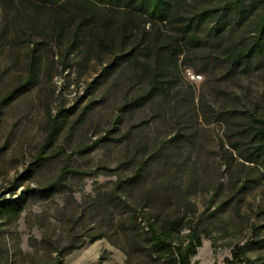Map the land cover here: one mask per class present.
Listing matches in <instances>:
<instances>
[{
	"label": "rangeland",
	"instance_id": "374dc122",
	"mask_svg": "<svg viewBox=\"0 0 264 264\" xmlns=\"http://www.w3.org/2000/svg\"><path fill=\"white\" fill-rule=\"evenodd\" d=\"M193 6L186 0L184 15ZM241 32L221 47H185L179 56L175 89L191 93L197 105L190 137L175 134L164 106L118 119L143 86L122 77L88 93L100 70L93 63L80 77L73 68L2 108L0 264H171L148 242L146 222L160 228L176 219L175 242L186 228L200 232L192 263L225 264L250 241L245 258L264 264V171L238 156L258 127L250 115L264 119V60L228 71L220 53L237 45ZM0 71L1 98L11 84ZM200 98L209 107L201 108ZM59 111L67 117L47 144ZM141 164L140 184L123 195L118 184H130ZM14 200L19 211L5 207Z\"/></svg>",
	"mask_w": 264,
	"mask_h": 264
},
{
	"label": "trees",
	"instance_id": "16d2710c",
	"mask_svg": "<svg viewBox=\"0 0 264 264\" xmlns=\"http://www.w3.org/2000/svg\"><path fill=\"white\" fill-rule=\"evenodd\" d=\"M185 1L0 0V69H4V75L9 74L7 82L11 84L0 98V113L40 84L51 83L73 68L80 77L82 67L93 63L100 70L88 93L109 81L115 85L122 77L143 86L142 91L123 104L118 119L120 114L131 115L148 105L152 113L164 106L176 124L175 134L190 137L194 133L190 120L197 105L191 93L175 89L174 83L181 74L180 54L185 47L195 49L201 44L221 47L229 37L242 31L237 45L226 46L220 52L230 64L228 71L234 67L246 71L253 65H263L264 0H226L214 9L205 5L208 0H192L194 6L188 12L191 16L184 15ZM173 24L174 30L168 31V25ZM199 32H203L202 38L198 37ZM205 104L204 98H200L199 106L209 107ZM66 117L57 112L47 144ZM249 119L258 127L252 133V146L238 156L263 172L264 119L252 114ZM39 160L41 157L37 164ZM143 168V164L137 167L129 177L130 184H118L123 195L140 184ZM19 205L14 200L5 207L19 211ZM126 208L138 214L134 208ZM179 223L176 219L166 227L156 228L146 222L147 240L171 264H195L191 258L201 246L200 232L197 227L186 228L183 240L175 242V230L181 229ZM250 243L236 247L225 264H251L245 258Z\"/></svg>",
	"mask_w": 264,
	"mask_h": 264
}]
</instances>
